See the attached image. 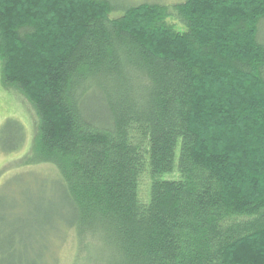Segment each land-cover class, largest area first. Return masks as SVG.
Masks as SVG:
<instances>
[{
    "label": "trees",
    "instance_id": "1",
    "mask_svg": "<svg viewBox=\"0 0 264 264\" xmlns=\"http://www.w3.org/2000/svg\"><path fill=\"white\" fill-rule=\"evenodd\" d=\"M263 24L264 0H0V84L38 121L26 164L56 170L14 264H59L67 236L71 264H264ZM25 139L0 126L2 153Z\"/></svg>",
    "mask_w": 264,
    "mask_h": 264
},
{
    "label": "rangeland",
    "instance_id": "2",
    "mask_svg": "<svg viewBox=\"0 0 264 264\" xmlns=\"http://www.w3.org/2000/svg\"><path fill=\"white\" fill-rule=\"evenodd\" d=\"M108 1L116 7L123 8L133 3L156 2L171 5L183 3L185 0ZM261 31L264 44V24ZM7 119L17 120L26 133L24 146L19 152L5 154L0 151V261L4 264H14L19 259L23 261L35 259V255H31L27 247L38 246L37 235L34 232L36 219L38 214L49 211L48 205L54 194L56 180L53 178L56 177V170L51 165L27 166L38 121L33 107L25 98L13 90L3 89L0 84V126ZM148 186L149 182L143 178L139 188L142 202H146L148 198ZM7 247L14 252L11 257L4 253ZM73 255L74 244L67 236L57 251L59 264H71ZM45 258L42 259L43 262Z\"/></svg>",
    "mask_w": 264,
    "mask_h": 264
}]
</instances>
